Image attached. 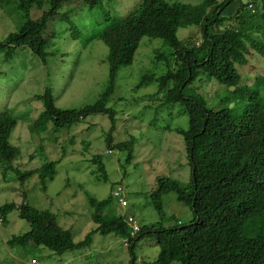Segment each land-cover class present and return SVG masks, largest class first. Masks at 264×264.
Masks as SVG:
<instances>
[{
    "label": "rangeland",
    "instance_id": "obj_1",
    "mask_svg": "<svg viewBox=\"0 0 264 264\" xmlns=\"http://www.w3.org/2000/svg\"><path fill=\"white\" fill-rule=\"evenodd\" d=\"M173 3L197 5L201 0H168ZM221 1V0H219ZM17 0H7L0 5V42L21 25V13ZM47 0H36L30 12L32 19L41 15ZM140 0H104L89 11L83 0L64 4L58 16L50 22L45 32V60L34 56L26 47L15 48L11 57L0 51V113L8 112L17 125L10 136L11 144L19 149L14 166L21 171L35 170V174L20 183L13 173L2 176L0 166V207L14 203L0 224V264H155L159 253L153 236L145 235L137 241L133 256L126 242L113 235H92L89 247L82 253L54 255L44 247H17L12 239L29 230L26 221L18 217V205L27 203L40 210L53 212L62 228L70 229L75 242L84 240L96 228L90 218L89 198L106 199L121 187L127 206L122 207L113 196L105 209V220L111 222L117 216H133L140 225L160 223L169 228L188 224L193 215L190 209L177 201L170 192L162 198L161 218L150 204L148 195L158 178H169L186 186L191 182L188 154L182 134L188 118L176 97L169 101L165 95L174 93L179 79L169 76L163 87L159 83L138 87L146 74L164 73V65L153 64L154 52L161 50L159 39L142 38L131 66L122 68L117 76L113 95L108 106L116 112L115 142L133 138V159L127 164L125 153L109 152L104 141L110 122L106 115H93L71 127L54 129L38 135L29 125L42 113V103L35 96L49 87L60 109H78L93 104L99 98L107 82V47L98 39H89L107 24L108 16L123 17L138 8ZM264 7V0H235L228 6L227 14L240 4ZM69 22L74 29L70 30ZM77 33V40L70 33ZM263 31H261L262 33ZM201 35L197 26L178 29V38ZM88 39V40H86ZM241 75L237 96L247 98L253 91L261 95L264 104V59L253 56L247 64L236 65ZM185 72L182 71V75ZM205 79V78H204ZM196 79L186 88V95H199L206 107L213 110L242 111L245 101L232 95L234 87H227L215 80ZM44 138V139H43ZM100 155L105 174L97 173L98 164L92 162ZM57 162L53 179L42 167ZM212 162L226 164L227 156L215 155ZM100 175V176H99ZM106 177L105 179H103ZM41 178L46 179L44 185ZM171 264H179L173 262Z\"/></svg>",
    "mask_w": 264,
    "mask_h": 264
},
{
    "label": "trees",
    "instance_id": "obj_2",
    "mask_svg": "<svg viewBox=\"0 0 264 264\" xmlns=\"http://www.w3.org/2000/svg\"><path fill=\"white\" fill-rule=\"evenodd\" d=\"M71 1L47 0L41 15L32 19L30 12L36 0H17L21 25L0 42V51H5V57L9 58L15 48L22 46L44 61L49 56L44 34L61 7ZM103 1L83 0L89 11ZM234 1L201 0L197 5H189L168 0H140L138 8L126 16H108L107 25L89 37L103 42L108 50V78L97 101L78 109H60L48 87L43 94L35 96L42 103L43 111L29 125L31 135L32 132L42 135L49 126L62 129L93 115H106L110 126L104 138L105 146L109 152H124L125 162L129 164L133 159L134 140L115 142L116 112L108 103L119 71L132 65L141 39L161 40L163 46L154 52L152 62L163 63L164 73L146 74L138 87L156 82L162 88L166 74L174 76L172 73L179 71L175 92L165 98L169 101L176 97L188 118L187 129L177 133L184 139L191 182L182 186L176 180L158 178L148 198L162 218V198L174 193L177 201L190 209L193 217L189 223L165 228L160 223L140 225L137 222L139 231L132 234L127 223L129 216H117L111 222L104 219V211L113 198L111 193L101 201L89 198L90 218L96 228L84 240L75 242L71 230L62 228L53 212L22 203L17 207L18 217L28 223L29 230L14 236L12 241L17 247H44L57 256L82 253L90 246L92 235L99 233L124 240L133 256L137 241L148 235L154 237L159 248L155 264H264V104L259 102L261 95L256 90L247 98L237 96L242 80L236 69V65L247 64L248 57L264 59V7L240 4L227 14L228 6ZM6 3L7 0H0L1 7ZM68 26L74 29L72 23ZM188 26L199 27L201 35L180 40L178 29ZM78 36L76 32L70 33L72 40ZM204 78L234 87L232 95L245 101L242 111L213 110L206 107L199 95L184 93L196 79ZM16 125V119L8 112L0 113V166L3 177L10 172L18 182L24 183L35 170L21 171L14 166L20 152L11 144L10 136ZM215 155L227 156L228 162L214 164ZM92 162L98 164L97 173H106L100 155H94ZM57 164L50 162L42 167L50 180ZM40 182L44 185L46 179L41 178ZM15 207L14 203L0 207L2 223ZM134 262L133 256L131 264Z\"/></svg>",
    "mask_w": 264,
    "mask_h": 264
},
{
    "label": "built area",
    "instance_id": "obj_3",
    "mask_svg": "<svg viewBox=\"0 0 264 264\" xmlns=\"http://www.w3.org/2000/svg\"><path fill=\"white\" fill-rule=\"evenodd\" d=\"M112 196L118 200L119 204L122 207L127 206V201L124 196L123 189L121 187H118L116 190L112 192ZM128 225L131 229V233L135 234L139 231V226L137 224V221L133 217H128L127 219ZM2 223V218H0V224Z\"/></svg>",
    "mask_w": 264,
    "mask_h": 264
},
{
    "label": "clouds",
    "instance_id": "obj_4",
    "mask_svg": "<svg viewBox=\"0 0 264 264\" xmlns=\"http://www.w3.org/2000/svg\"><path fill=\"white\" fill-rule=\"evenodd\" d=\"M129 217H133V216H129ZM134 218V217H133ZM135 219V218H134ZM136 220V219H135ZM137 221V220H136ZM128 223V222H127Z\"/></svg>",
    "mask_w": 264,
    "mask_h": 264
}]
</instances>
